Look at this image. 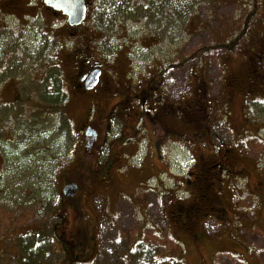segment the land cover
Wrapping results in <instances>:
<instances>
[{
	"label": "rangeland",
	"instance_id": "374dc122",
	"mask_svg": "<svg viewBox=\"0 0 264 264\" xmlns=\"http://www.w3.org/2000/svg\"><path fill=\"white\" fill-rule=\"evenodd\" d=\"M39 2L33 0L24 20L0 17V172L13 188L0 197V263L23 264L24 244L52 224L57 243L45 264H264V0H96L78 32ZM109 6L114 12L108 15ZM91 51L116 74L120 90L135 93L140 84L142 91L161 81L170 102L200 99L213 116L208 135L190 138L192 146L149 122L136 139L115 146L123 157L115 183L97 187L81 204V224L94 223L95 230L77 248L82 240L62 197L64 181L74 180L90 113L101 130L114 100L105 98L98 108V96L75 95L73 56ZM257 71L260 91L251 84ZM55 83L64 97L58 115L49 99ZM117 124L110 142L119 138ZM41 134L40 143L30 138ZM161 135L162 151L154 147ZM23 142L41 146L34 157L43 160V169L23 173L31 163L13 155ZM199 156L211 158L210 166L217 165L215 158L231 160L232 174L217 172L218 198L228 214L225 221L204 215L187 240L176 223V205L189 197L192 181L194 187L190 174ZM53 209L61 217L53 219Z\"/></svg>",
	"mask_w": 264,
	"mask_h": 264
},
{
	"label": "flooded vegetation",
	"instance_id": "af4514ba",
	"mask_svg": "<svg viewBox=\"0 0 264 264\" xmlns=\"http://www.w3.org/2000/svg\"><path fill=\"white\" fill-rule=\"evenodd\" d=\"M35 1L39 2V0ZM56 1L40 0L39 3L47 14L55 19L63 18L62 22L64 25L69 26L68 17L62 11L54 9L53 5ZM84 1L88 15L90 4H94L96 0ZM0 4V17L9 16L19 19L20 16H23V20L26 17H30L27 14L36 5L33 3V0H0ZM53 25L47 26L53 28ZM80 28L81 26L71 27L75 32H78ZM93 31L99 32L97 28L93 29ZM41 33L49 35V32L47 33L44 27L41 29ZM88 54L84 56L76 52L73 56V72L75 73L73 86L76 88L75 95L98 96L101 98L100 101H102L93 103V106L96 105L98 108L104 103L105 98L114 100L111 103L110 110L102 116L101 120H103L105 125L101 130L98 128V125H95L94 119H88L83 125L82 131L84 130L85 133L82 132V144L83 142L84 144L81 146L78 156L75 157L74 166L72 167L73 169H77L70 175L74 180L67 179L64 181V186L65 184L76 185L75 194L69 199L64 200L66 203H69L75 214V235L77 233L76 237L82 240L77 248H83L85 246L83 239L89 240V237L94 235L95 230L94 223H86L85 226L81 224L82 218L80 213L82 211H79L81 210V204L87 200V197L97 187H110L115 183L117 164L123 159L122 156L118 157V155H115V146L119 143L124 145L133 138L136 139L139 134V127L148 122L153 124L156 130L163 131L166 137L184 142L188 141V145L192 146L191 141L195 140L198 135H208L207 121L209 117L213 116L211 109L209 110L210 115L208 114L200 99L184 104L170 102L165 96L164 83L161 81H158L157 85H151L142 91H140V84L139 87H136L135 93L125 91L124 89L122 91L119 89L117 82L112 79V77H116V74L112 70L107 71L104 69L105 61L96 59L92 51ZM130 76H125V80H129ZM255 76L257 80L252 85L257 88V91H260L261 78L263 76L260 71H257ZM255 76L249 73V81L253 80ZM92 81L94 82L91 84ZM135 116L136 119L133 121ZM116 119L119 120V124H117L120 127L118 132L119 138L116 141L110 142L109 140L114 130V126L112 125ZM123 128L126 130H123ZM195 131L198 132L196 133ZM87 132L90 135L89 141L94 145L91 154L92 159L82 158L84 146L88 141V138L85 137ZM172 134H176V136H171ZM162 136L157 137L156 146L165 140ZM225 153L227 156H231L229 151ZM210 159L209 157L202 158L200 156L197 158L196 163L199 166L195 170V173L190 174V178L194 180V187L192 186V181L191 185H188V188L191 190L189 191V197L177 199L179 203L176 205L175 219L177 220V226H180L179 230L182 234H185L187 240L194 237V233L198 229L197 223L204 215H210L214 221H225L228 214V209L223 204V200L218 198L221 186L219 185L220 178L217 172L221 168H224L226 172L232 174L234 167L228 157L213 159L217 163L214 166H210ZM216 167L217 169H214ZM198 238L204 240V237ZM63 253L66 255L67 252L64 251ZM76 260V257L71 258V261L74 263ZM71 261L69 263H72Z\"/></svg>",
	"mask_w": 264,
	"mask_h": 264
},
{
	"label": "trees",
	"instance_id": "16d2710c",
	"mask_svg": "<svg viewBox=\"0 0 264 264\" xmlns=\"http://www.w3.org/2000/svg\"><path fill=\"white\" fill-rule=\"evenodd\" d=\"M111 12H114V11H112V6H109L106 13L109 15ZM97 14H99V13H97ZM24 26L25 25H23V27ZM100 26H102V25H100ZM97 28L100 29L99 26H97ZM53 93L54 94H52V95L54 97H51L49 99L52 100L54 102V104H57V106L59 108V109H57L55 114L56 115L62 114L60 109H63V103L62 104H60V103L62 102L64 97L60 91V88L57 86L56 83L54 85V92ZM55 96H57V97H55ZM26 137H29V136H26ZM30 138H33V140L35 142L40 143L41 139H42V134L31 136ZM30 138H28L27 140L30 141ZM8 142L11 143V141H8ZM16 147H17V151L13 152V155H15L17 152L20 154H23L22 155L23 156L22 162L24 160L25 162L31 163L29 166L23 165V173H25L26 171H28L30 169H38V170L43 169L41 166L43 160H39V159L34 157V155L38 154L41 151V146H39V145H28L26 142H23V145L17 144ZM37 162H41V163L37 164ZM24 179H25V177H23V181H24ZM54 187H55V185L53 183V190H54ZM12 190H13V188L10 185V183H6V176H5L4 171H3V173L0 172V197L6 199L5 197H8V195H12L11 194ZM48 195H51V197H52V192H49ZM25 196L26 195H23V197H25ZM177 203H179V202L177 201ZM54 210L55 209H53V217L52 218L55 219L58 216L61 217V214L59 215L58 213H55ZM44 228H46V229H44L38 233H34V238L30 242L24 244V246H23V256H24L23 259L25 258V260L23 261V264H45V262L47 260H50V257H48V258H46L45 261H43V257L47 254V252L49 251V248L53 246L52 244L54 242L57 243V241L54 238V227H53V225L47 224L44 226ZM59 248L61 251L64 252V250H62L61 246H59ZM0 264H2V263H0Z\"/></svg>",
	"mask_w": 264,
	"mask_h": 264
},
{
	"label": "water",
	"instance_id": "95a60500",
	"mask_svg": "<svg viewBox=\"0 0 264 264\" xmlns=\"http://www.w3.org/2000/svg\"><path fill=\"white\" fill-rule=\"evenodd\" d=\"M54 9L63 11L69 17L72 26H79L86 18V5L84 0H57ZM76 192L75 185H67L64 189L66 197L73 196Z\"/></svg>",
	"mask_w": 264,
	"mask_h": 264
}]
</instances>
